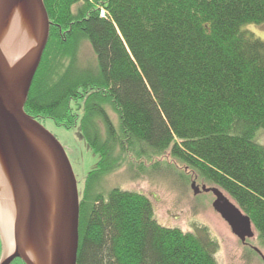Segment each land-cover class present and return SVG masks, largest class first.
Returning <instances> with one entry per match:
<instances>
[{
    "label": "trees",
    "instance_id": "16d2710c",
    "mask_svg": "<svg viewBox=\"0 0 264 264\" xmlns=\"http://www.w3.org/2000/svg\"><path fill=\"white\" fill-rule=\"evenodd\" d=\"M44 3L50 36L25 109L80 127L99 155L79 183L77 264H219L208 226L162 225L146 194L103 187L128 158L168 151L228 194L264 247V39L247 28L264 24V0ZM83 41L95 67H78Z\"/></svg>",
    "mask_w": 264,
    "mask_h": 264
},
{
    "label": "water",
    "instance_id": "95a60500",
    "mask_svg": "<svg viewBox=\"0 0 264 264\" xmlns=\"http://www.w3.org/2000/svg\"><path fill=\"white\" fill-rule=\"evenodd\" d=\"M22 8L29 18L28 49L14 67L8 66L0 49V192L10 188L14 199L5 192V200L11 199L8 205L15 216L14 247L0 264L16 259L25 264H77L80 192L76 174L57 137L25 109L50 36L44 0H0V41L14 11ZM50 176L54 197L48 194ZM202 189L215 194L213 207L235 235L244 242L254 237L250 216L220 188ZM42 239L44 243L39 244Z\"/></svg>",
    "mask_w": 264,
    "mask_h": 264
},
{
    "label": "rangeland",
    "instance_id": "374dc122",
    "mask_svg": "<svg viewBox=\"0 0 264 264\" xmlns=\"http://www.w3.org/2000/svg\"><path fill=\"white\" fill-rule=\"evenodd\" d=\"M247 28L264 39V24L251 25ZM64 63L68 66L69 59ZM96 63L97 59L92 46L89 42L83 41L77 52L78 67H95ZM107 112L111 119L117 120L112 110L108 109ZM79 113L82 115L83 110H79ZM41 122L64 146L77 180L80 186L83 185L84 177L97 166L99 155L80 135V127L67 128L47 118H41ZM258 139L264 143V132H261ZM126 161L127 164L104 178L103 187L106 191L119 187L146 194L153 202L156 219L162 225L181 228L185 232H193L196 227L208 226L212 236L219 243L216 254L219 264H264V247L257 238L255 228L254 237L247 238L245 242L235 235L230 225L213 207L216 200L215 194L202 189L203 186L210 189L214 185L202 179L196 171L172 158L169 151L151 160L144 158L137 161L135 158H128ZM142 161L146 165L145 171L139 168ZM157 161H160L158 163L160 167L153 174L152 165ZM195 189H198L197 193ZM79 190H83V186L79 187ZM3 193L4 191L0 192V202L6 201ZM224 194L229 197L225 192ZM230 199L236 203L232 198ZM12 214L13 212L11 217L12 232H14L15 216ZM6 242L0 216V261L3 256L11 252ZM253 247L259 251H255Z\"/></svg>",
    "mask_w": 264,
    "mask_h": 264
},
{
    "label": "bare ground",
    "instance_id": "6f19581e",
    "mask_svg": "<svg viewBox=\"0 0 264 264\" xmlns=\"http://www.w3.org/2000/svg\"><path fill=\"white\" fill-rule=\"evenodd\" d=\"M18 6L21 7L20 5H17V7ZM14 12H15L14 13L15 16L13 17V20H11L10 22L11 25L7 29V34L4 37L1 36L2 39L0 41V49L4 54L5 60L7 61L9 67L16 66L22 54L28 49L26 30L29 26V20H28L29 18L27 12L23 8L22 10L16 9ZM5 192L7 197H10L12 200L14 199V196H11L12 192L10 191V188H7ZM5 192L3 193L4 195ZM49 193H51V196H53L54 194V183H53V178L51 176L49 177V181H48V194ZM11 199L8 198V204H10ZM6 202L7 201H3V200H1L0 202V216L2 221V230H3L4 238L5 241H7L6 244L9 247V250H12L14 244L13 241L14 232H12V217H11L12 211L10 213L9 205ZM42 241L43 239L39 241V244Z\"/></svg>",
    "mask_w": 264,
    "mask_h": 264
},
{
    "label": "flooded vegetation",
    "instance_id": "af4514ba",
    "mask_svg": "<svg viewBox=\"0 0 264 264\" xmlns=\"http://www.w3.org/2000/svg\"><path fill=\"white\" fill-rule=\"evenodd\" d=\"M40 122H41V120H40ZM247 243V242H246ZM254 248V247H253ZM255 249V251H257L258 252V250H257V248H254Z\"/></svg>",
    "mask_w": 264,
    "mask_h": 264
}]
</instances>
